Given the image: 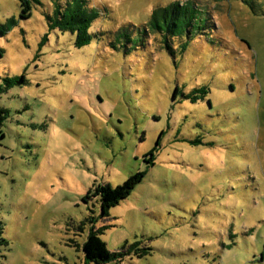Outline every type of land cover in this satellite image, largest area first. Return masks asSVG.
<instances>
[{
  "label": "rangeland",
  "instance_id": "374dc122",
  "mask_svg": "<svg viewBox=\"0 0 264 264\" xmlns=\"http://www.w3.org/2000/svg\"><path fill=\"white\" fill-rule=\"evenodd\" d=\"M187 1L201 33L170 37L172 50L143 33L157 8ZM89 2L101 16L77 48L50 30V0L29 20L20 0H0V24L17 21L0 34V264H93L77 248L92 215L111 226L110 251L153 249L124 264H264V0ZM123 29L144 44L113 48ZM139 171L101 218L97 189Z\"/></svg>",
  "mask_w": 264,
  "mask_h": 264
},
{
  "label": "trees",
  "instance_id": "16d2710c",
  "mask_svg": "<svg viewBox=\"0 0 264 264\" xmlns=\"http://www.w3.org/2000/svg\"><path fill=\"white\" fill-rule=\"evenodd\" d=\"M52 3V11L46 14L48 25L51 31H61L63 33H70L75 36V46L83 48L90 45L93 41V33L91 32L93 24L100 18L101 14L98 9L91 7L89 0H50ZM44 5V0H20L22 20H29L33 16L34 8ZM203 11L199 10L192 1L186 3L176 2L167 7L157 8L154 11L153 18L144 28L143 33L147 35L160 33L164 36V43L169 50H172L169 38H183L187 35L192 36L196 33H201L204 30V25H200L199 14ZM205 21H202L204 23ZM17 26V21L13 17L5 24H0V34L5 36L7 32L11 31L13 27ZM123 29L117 33L115 42L112 41L113 48H118L119 45L126 47L128 51H132L138 46L144 44L143 37H134L128 31ZM43 44V43H42ZM188 43L184 44L187 49ZM3 55V50H0V57ZM9 84H27L25 77H17L8 79ZM4 88L0 86V93L4 92ZM202 92L203 95L207 94V90L200 88L193 92ZM9 117V110L0 108V133L1 139H5L3 127ZM0 146L2 143L0 142ZM154 156L147 161L151 165H155ZM147 175L146 171H139L131 175L123 184L112 187L110 185L100 186L95 197H100L102 213L101 218L110 216V209L118 206L121 201L128 199L137 187L144 181ZM91 197V194H89ZM97 218L92 215L86 218L80 225L79 229L84 231L88 225L90 233L87 240L82 245L77 244L78 250L82 249L87 263L93 264H110L117 262L124 264L129 257L146 258L153 254V249L144 246L143 242L136 241L134 243L126 242L121 249L110 251L107 243L101 238L106 229L111 226H103L97 229ZM4 233V228L0 223V234ZM0 243L8 245L7 240L0 239Z\"/></svg>",
  "mask_w": 264,
  "mask_h": 264
}]
</instances>
